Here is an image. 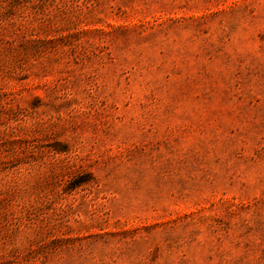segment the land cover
Here are the masks:
<instances>
[{
  "label": "rangeland",
  "instance_id": "374dc122",
  "mask_svg": "<svg viewBox=\"0 0 264 264\" xmlns=\"http://www.w3.org/2000/svg\"><path fill=\"white\" fill-rule=\"evenodd\" d=\"M0 264H264V0H0Z\"/></svg>",
  "mask_w": 264,
  "mask_h": 264
}]
</instances>
